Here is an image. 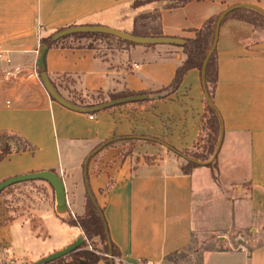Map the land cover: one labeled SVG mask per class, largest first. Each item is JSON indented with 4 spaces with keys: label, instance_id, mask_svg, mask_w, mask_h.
<instances>
[{
    "label": "crops",
    "instance_id": "crops-1",
    "mask_svg": "<svg viewBox=\"0 0 264 264\" xmlns=\"http://www.w3.org/2000/svg\"><path fill=\"white\" fill-rule=\"evenodd\" d=\"M135 1L143 0H0V133L16 134L34 148L0 159V183L47 171L64 187V202L44 181L0 193V264H32L83 239L78 227L62 220L84 214L87 189L120 253L116 264H163L197 230L258 228L264 237V26L245 21L244 8L224 18L214 51L212 101L223 125L214 165L184 172V161L161 145L122 140L89 160L85 183L91 152L136 136L128 119L133 112L149 124L137 137L162 138L156 131L180 152L196 145L208 115L200 72L188 70L176 89L165 90L185 59L180 47L122 44L101 55L88 48L47 49L44 72L64 99L81 105L78 99L90 94L126 92L147 99L98 113L73 111L44 87L37 65L41 38L72 24L131 33L135 17L157 12L162 35L185 41L230 6L264 10V0H192L173 7L172 0H156L132 8ZM223 213L232 223L226 228L217 224ZM203 264H264V242L249 251L208 252Z\"/></svg>",
    "mask_w": 264,
    "mask_h": 264
},
{
    "label": "trees",
    "instance_id": "trees-1",
    "mask_svg": "<svg viewBox=\"0 0 264 264\" xmlns=\"http://www.w3.org/2000/svg\"><path fill=\"white\" fill-rule=\"evenodd\" d=\"M153 1L156 0L135 1L131 4V7L132 8L139 7ZM172 1L174 3H172L171 7L182 5L192 0H172ZM240 10L241 9L231 12L229 16L233 15L236 12H239ZM243 10L247 11L249 14L247 18H243L245 21L250 22L253 25L258 21L264 22L263 16L259 14L257 11L252 9H243ZM217 17L218 15L209 18L203 24V26L196 31L195 37L193 39L185 40L181 46H177L182 49V53L184 54L185 59L183 60L181 65L176 69L172 83L165 90L176 89L178 85L181 83L182 78L184 77V75L188 70L197 69L199 72H201L202 62L213 40L214 25ZM74 26L77 25L72 24L66 27L58 28L49 36L41 38L39 40L40 47L46 46L47 49L59 48V47L69 48V49L72 48L95 49L92 43L85 44L81 42L85 40L91 41V40H103V39H114L115 41H119L121 44H125L126 46H134L131 43L124 42L112 36L100 35V34L65 36L56 40H52V36L54 34ZM131 34L140 37H162L163 35L160 29L159 14L157 12H152L135 17L133 20V29L131 31ZM146 47H154V46H146ZM216 81H217V67H216L215 53H213L208 61L205 71V86L211 100L213 99V93L215 90ZM51 85L53 89L56 91V87L52 83ZM94 95H96V97H94ZM141 95H145V93L135 94V93L126 92L121 94H110L108 95V99L109 101H115L129 97H138ZM88 98H91V100L92 98L97 99V101L85 102L83 98L81 99L79 98L78 101H80L81 105H78L75 102H70L64 98L63 99L66 100L70 105H72L76 110L89 109L88 113H98L100 111H105L116 106L125 105L129 103L141 104L146 101V99H141L132 102H126L119 105L109 106L106 108L97 109L102 104L106 103V101H104V95L101 93L90 94L88 95ZM206 111L208 112V115L206 116L205 121L203 123V129L209 130L210 133L219 132V120L215 112L207 103H206ZM133 137L134 136H128V137L112 139L103 142L102 144H106V146H108L120 140L132 141L134 139ZM102 144H100L98 147H100ZM13 145H16L17 147L15 146V148H13ZM207 145L208 146H207L206 154H208L209 157V155L210 156L213 155L216 145L214 143H208ZM33 150H34L33 146L30 143H28L26 140L21 138L20 136L9 132L0 133V159H4L13 152L33 151ZM181 153H185V152L183 151ZM189 158L199 162H205L208 160L207 157H203L199 155H192ZM213 165L214 162L208 165V167H212ZM197 167L200 166L192 162H187V164L182 167V170L184 172H189ZM99 212L101 214L103 213L102 209L98 206L93 194L91 193V196H89L87 193L86 202L84 205V214L82 216H76L74 218L70 217L65 220H62L66 222L69 226L78 227L82 231L83 242L76 249L71 251L67 256L43 264H97L99 261H102L104 264H116L115 259H117L120 256V253L116 248V246L110 240H107L104 231V225L106 224L104 218L103 220L101 219ZM95 238L98 239V241L100 242L101 249H97L96 246L92 247V245L90 244V242Z\"/></svg>",
    "mask_w": 264,
    "mask_h": 264
},
{
    "label": "water",
    "instance_id": "water-1",
    "mask_svg": "<svg viewBox=\"0 0 264 264\" xmlns=\"http://www.w3.org/2000/svg\"><path fill=\"white\" fill-rule=\"evenodd\" d=\"M243 8L255 10L259 14H261L264 18V10L262 8H260L259 6L254 5V4H239V5H234V6L228 7L226 10H224L223 12H221L218 15V17L215 21L213 40H212L211 46H210L204 60L202 62L200 75H201V87H202L203 95H204L206 103L212 108V110L215 112V114L219 120V137L217 140L215 150H214L213 155L211 156L210 160H208L206 162H199V161L193 160V159L189 158L188 156L182 154L181 152L177 151L176 149L172 148L171 146L167 145L166 143L161 142L157 139L150 138V137L134 136L133 137L134 139L150 141V142L160 144L161 146L165 147L167 150H169L170 152H172L173 154H175L179 158L185 160L186 162H192V163H195V164L202 166V167H206V166H208L214 162V160L216 159V157L218 155V151H219L221 143H222L223 125H222V120H221V117L219 115V112L216 109L213 101L211 100V98L207 92V89L205 86V71H206L208 61L215 51L220 25L223 22L224 18L227 15H229L231 12L238 10V9H243ZM89 34H100V35L112 36V37L117 38L119 40H122L124 42L131 43L134 46H144V47H146V46H176L177 47V46H181L184 43L183 40L178 39V38L165 37V36H162V37H140V36H134L128 32L112 29L109 27L92 26V25H79V26L67 28L61 32L54 34L52 36V40H56V39H59V38L65 37V36L89 35ZM46 50H47L46 46H41V48L39 50V57H38L37 65H38V71L40 73L41 80H42L44 87L47 90L49 96L54 101L63 104L65 107H67L70 110L73 109V111L75 110V111L88 113L89 109H77L76 110L72 105H70L66 100H64L53 89L51 83L48 80L47 75L44 72V67H43L44 66V56H45ZM141 99H144V98L138 96V97H129V98L115 100V101H109V102L102 104L97 109L106 108L109 106L119 105V104H123L126 102H132V101L141 100ZM105 146H106V144H102L100 147H98L93 152H91V154H89L87 156V158L85 159L84 166H83V172H84V179H85L86 184H87L86 171H87L88 162L92 156H94L97 152L102 150ZM27 181H44V182H47L52 187V189L54 190L57 200L59 202H64V187H63L62 179L59 176H57L56 174H54L52 172H47V171L38 172L35 174L24 175V176H18V177H14V178L4 180L3 182L0 183V193L4 189H6L7 187H10L14 184H18L21 182H27ZM87 193L89 196H91L89 189H87ZM99 215H100L101 219L103 220V216L100 212H99ZM104 231H105V235H106L107 240H109L106 225H104ZM82 242H83V239L78 238L73 244L64 248L63 250L54 252V253L42 258L39 261L34 262L32 264H43V263H48V262L57 260L59 258H63L65 256H67L71 251L76 249Z\"/></svg>",
    "mask_w": 264,
    "mask_h": 264
},
{
    "label": "rangeland",
    "instance_id": "rangeland-1",
    "mask_svg": "<svg viewBox=\"0 0 264 264\" xmlns=\"http://www.w3.org/2000/svg\"><path fill=\"white\" fill-rule=\"evenodd\" d=\"M254 25H255L254 27L260 28V27L264 26V22L258 21ZM81 43H85V44L92 43L94 48L99 51L100 55L102 54V52H104L107 49L118 48V47L122 46V44L119 41H115L114 39L91 40V41L85 40V41H82ZM66 88L69 89L67 84H66ZM63 94H64V96L70 97L69 92L67 90L64 91ZM61 96L63 97V95H61ZM72 96L74 97V95H72ZM94 97H96V95H94ZM83 99L85 100V102L97 101V99H93V98H92V100H91V98H88V99L83 98ZM104 101H106V102L109 101L107 96H104ZM137 115L140 118H136L135 112H133L131 115H129L128 119L131 121H134L133 122L134 127H135L134 130L137 133L135 135L136 136H143V135H139L138 133L145 132L144 130H146V129L144 126L146 125V127H148L149 124L147 123L146 120H144V122H143L142 119L144 117V114H137ZM132 134H134L133 131H132ZM153 134H154V136H161L162 137V138L154 137L157 140L164 142L169 146H172L171 144L163 141V136L161 134H157L156 131ZM218 137H219V132L210 133L209 130L203 129L202 136L200 137V139L198 140L196 145H194L193 147H190L189 149L184 151L185 153H182V154H185L188 157H191L192 155H199V156L207 157L208 160H210L211 156L209 155V157H208V154H206L207 153V146H208L207 144L208 143H214L216 145ZM120 141H122V140H120ZM197 145H199V146H197ZM183 161L186 165L187 162L185 160H183ZM22 183H25V182H21L20 184H22ZM15 185L16 184H14L13 186H15ZM7 188H11V186L7 187ZM17 188H19V186ZM236 217L239 220V222L236 221V224L238 223L244 228V226H245L244 220L241 217H239V214L238 215L236 214ZM217 224H219L220 226H223L225 228L228 225H232V223L228 221L227 216H225L224 213L221 215L220 220L217 222ZM259 234H260V229H258V228L257 229L254 228L253 230L247 229V230H244L243 232H235L231 228V229H226V230H224V229L220 230L217 233H210L209 231H207L205 229L204 230H197L192 234L190 244L186 248H184L183 250L167 256L164 259L163 264H203L205 256L208 252L224 250V249L228 250V251H233V250L240 249L241 247H244L246 250L249 251L253 247L260 245L261 243L264 242V237H262ZM90 244L92 245V247L96 246L97 249H101L100 242L96 238L93 239L90 242Z\"/></svg>",
    "mask_w": 264,
    "mask_h": 264
},
{
    "label": "built area",
    "instance_id": "built-area-1",
    "mask_svg": "<svg viewBox=\"0 0 264 264\" xmlns=\"http://www.w3.org/2000/svg\"><path fill=\"white\" fill-rule=\"evenodd\" d=\"M2 58H3V55L0 53V59H2ZM89 118L92 119L93 117L90 116Z\"/></svg>",
    "mask_w": 264,
    "mask_h": 264
}]
</instances>
